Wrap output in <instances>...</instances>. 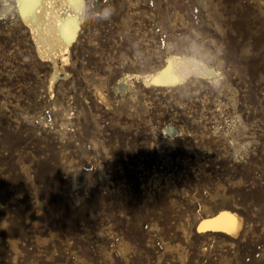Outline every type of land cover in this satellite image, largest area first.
I'll list each match as a JSON object with an SVG mask.
<instances>
[{"label":"rangeland","instance_id":"374dc122","mask_svg":"<svg viewBox=\"0 0 264 264\" xmlns=\"http://www.w3.org/2000/svg\"><path fill=\"white\" fill-rule=\"evenodd\" d=\"M80 1L51 89L0 15V264H264V0ZM171 53L212 74L145 83Z\"/></svg>","mask_w":264,"mask_h":264},{"label":"bare ground","instance_id":"6f19581e","mask_svg":"<svg viewBox=\"0 0 264 264\" xmlns=\"http://www.w3.org/2000/svg\"><path fill=\"white\" fill-rule=\"evenodd\" d=\"M81 2L83 1L0 0V15L15 12L20 23L27 29L38 57L51 62L53 70L48 84L50 89L60 74L57 61L65 63L69 58V46L75 37L82 13ZM191 74L210 75L212 70L194 55L171 53L161 67L154 72L142 74V79L145 83L171 85ZM199 224L201 231L219 230L236 236L241 226V217L235 212L222 209L204 218Z\"/></svg>","mask_w":264,"mask_h":264},{"label":"clouds","instance_id":"9594fccd","mask_svg":"<svg viewBox=\"0 0 264 264\" xmlns=\"http://www.w3.org/2000/svg\"><path fill=\"white\" fill-rule=\"evenodd\" d=\"M112 10L111 9H108V8H105L102 13H99L98 16H99V19H103V20H109L112 16ZM85 23H87V20L85 21Z\"/></svg>","mask_w":264,"mask_h":264},{"label":"snow or ice","instance_id":"6c2138e0","mask_svg":"<svg viewBox=\"0 0 264 264\" xmlns=\"http://www.w3.org/2000/svg\"><path fill=\"white\" fill-rule=\"evenodd\" d=\"M233 219V227H234V218H232Z\"/></svg>","mask_w":264,"mask_h":264}]
</instances>
